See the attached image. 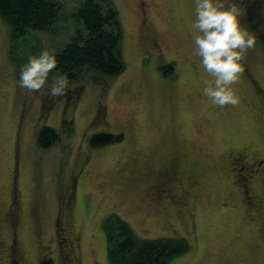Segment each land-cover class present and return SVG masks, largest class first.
Here are the masks:
<instances>
[{"label":"rangeland","instance_id":"rangeland-1","mask_svg":"<svg viewBox=\"0 0 264 264\" xmlns=\"http://www.w3.org/2000/svg\"><path fill=\"white\" fill-rule=\"evenodd\" d=\"M60 1L50 30L13 47L0 18V264H111L112 213L140 237H184L188 250L168 264H264V0H232L257 43L231 86L239 103L224 107L203 94L212 77L196 55L195 0H115L122 73L84 71L55 99L21 89L29 55L80 27L81 0ZM42 125L59 133L44 149ZM101 131L122 138L91 147Z\"/></svg>","mask_w":264,"mask_h":264},{"label":"trees","instance_id":"trees-1","mask_svg":"<svg viewBox=\"0 0 264 264\" xmlns=\"http://www.w3.org/2000/svg\"><path fill=\"white\" fill-rule=\"evenodd\" d=\"M60 0H0V18L10 26L12 47L17 38L29 31L50 30L60 18ZM80 27H75L59 49L55 50L54 70L75 81L84 71L106 78L122 73L126 64L122 54V28L115 0H81L73 12ZM173 64L162 68L173 73ZM122 138V133L95 132L88 144L100 147ZM59 140L58 131L49 125L37 129L35 141L39 148H48ZM111 264H168L185 253L190 244L181 236L140 237L131 225L114 213L102 220Z\"/></svg>","mask_w":264,"mask_h":264},{"label":"clouds","instance_id":"clouds-1","mask_svg":"<svg viewBox=\"0 0 264 264\" xmlns=\"http://www.w3.org/2000/svg\"><path fill=\"white\" fill-rule=\"evenodd\" d=\"M242 9L232 0H195L194 45L204 70L212 77L205 81L203 94L219 107L239 103L232 85L244 72L247 52L257 43L255 35L242 27ZM57 66L55 54L44 48L29 55L19 69L18 86L29 93L47 94L53 99L66 96L72 89L69 78L49 74Z\"/></svg>","mask_w":264,"mask_h":264},{"label":"flooded vegetation","instance_id":"flooded-vegetation-1","mask_svg":"<svg viewBox=\"0 0 264 264\" xmlns=\"http://www.w3.org/2000/svg\"><path fill=\"white\" fill-rule=\"evenodd\" d=\"M153 41H154V42H152V45L156 46V45H157L156 41H155L154 39H153ZM188 152L192 153V157H191V158H195V157H196V153H197V152L194 151V149H193V150L190 149ZM187 181L190 182V181H192V180H188V178L184 180V182H187ZM193 181H194L195 186H197L198 181H197V180H193ZM16 208H18V206H14V207H13V210L16 209Z\"/></svg>","mask_w":264,"mask_h":264}]
</instances>
